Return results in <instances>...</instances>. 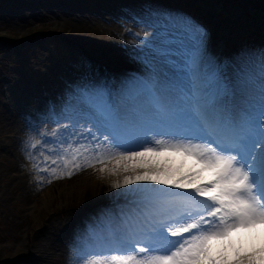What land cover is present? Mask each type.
<instances>
[{
  "label": "rangeland",
  "instance_id": "obj_1",
  "mask_svg": "<svg viewBox=\"0 0 264 264\" xmlns=\"http://www.w3.org/2000/svg\"><path fill=\"white\" fill-rule=\"evenodd\" d=\"M64 1L72 5L73 2L88 0ZM90 1L101 10V14L86 19L94 32L93 40L88 36L81 38L71 34L68 26L58 24L54 14L60 18L67 6L59 10L56 6L63 3L61 1L0 0V264H86L82 253L86 252L90 257L106 254L107 248L103 246H109V241L121 233L116 228L109 232L111 229L106 227V218H116L118 215L120 218L117 222H121L124 230L135 227L142 220L137 218L134 223L125 224V218L120 214L122 212L110 206L133 192L131 190L134 188L129 187L132 185L113 188L114 181L122 180L123 174L117 177L101 173L100 164L82 167L71 176L62 174V157L70 145H85L87 136L92 133H97L96 142L104 136L105 131L102 132L95 122L85 116L86 113L94 114L95 109L88 102L90 94L86 96L87 87L82 82L84 78H92L103 81L105 87L111 88L113 82L107 83L106 78L110 76L99 59H109L103 54L105 45L110 43L127 47L136 44L143 48L147 40L153 41L136 25L118 19L117 14L107 8L106 5L112 0H102L104 5L97 0ZM125 1L130 5L121 7V16L131 14L137 19L142 15H152L157 19L166 18L168 23L174 22L176 26L178 17L180 23L188 17L206 28L211 43L215 42L216 30L224 34L229 43L231 39L226 31L231 36L241 32L243 38L237 45L238 51L242 55L249 53L254 56L253 59L256 57L262 62L260 50L264 48V12L256 10V14L248 16V12L254 10L250 0H227L226 3L219 0H187L204 16L200 22L190 10L182 13L173 7L151 8L147 6V0L144 3L117 0L118 3ZM47 13L51 17L44 19L42 16ZM30 15H33V19L27 18ZM22 17L26 19L20 20ZM208 25L211 29L207 30ZM157 43L154 42L152 46ZM235 44L233 42L231 45ZM220 57L218 54L217 59ZM93 61H97L96 68L90 69ZM137 62L130 63V68L136 70L137 64H142L138 59ZM194 65L185 62L183 72L187 80L192 79L190 74L193 71L203 73L204 70L205 75L211 74L205 66L194 69ZM217 74L223 76L219 69ZM64 78L69 79V83ZM231 81L232 77L229 79ZM177 85L181 89L185 87L182 81L174 86ZM118 86L121 91L126 87ZM188 90L185 88L183 93ZM110 99L116 100V95L110 96ZM162 130L165 129L158 132ZM131 150L141 149L133 147ZM68 158L71 159V156ZM149 158L153 161L145 160L146 163L169 168L174 174L182 173L181 168H187L184 158L176 155ZM52 160H56L57 164H52ZM175 161L182 163L176 165ZM52 168H58V178L49 174ZM139 197L144 199L143 196ZM85 222L89 223L86 227ZM98 227L102 228L98 231ZM89 228L92 233L83 232ZM61 232L65 234L64 244L71 245L79 234L80 240L82 237L85 239L76 241V252L69 249L63 255L55 256V252L44 246L41 238L47 235L51 237V233L56 237ZM38 233L42 234L41 238ZM22 238H26L25 245H20L18 241ZM227 251L231 254L232 247Z\"/></svg>",
  "mask_w": 264,
  "mask_h": 264
},
{
  "label": "snow or ice",
  "instance_id": "obj_2",
  "mask_svg": "<svg viewBox=\"0 0 264 264\" xmlns=\"http://www.w3.org/2000/svg\"><path fill=\"white\" fill-rule=\"evenodd\" d=\"M181 32L194 41L190 47L181 41L174 49L175 38L166 29L148 53L147 77L128 84L121 102L97 104L95 122L108 135L90 147L70 145L62 157L63 175L100 164L101 173L123 174L113 188L166 186L131 190L143 193L154 204L153 211L111 239L106 254L86 264H264V244L246 250L231 242L233 232L264 225V48L260 109L254 117L247 111L241 114L237 86L217 73L178 98L161 93L165 67H178L181 56L197 66L206 60L207 32L188 17ZM157 129L165 130L152 135ZM164 154L191 160L193 166L176 178L171 169L145 162ZM204 173L211 178L200 182ZM49 174L58 178L60 173L52 168ZM222 241L229 243L218 252L217 242Z\"/></svg>",
  "mask_w": 264,
  "mask_h": 264
},
{
  "label": "bare ground",
  "instance_id": "obj_3",
  "mask_svg": "<svg viewBox=\"0 0 264 264\" xmlns=\"http://www.w3.org/2000/svg\"><path fill=\"white\" fill-rule=\"evenodd\" d=\"M55 1L58 3L59 1L63 2V3L57 4L56 6L61 11H62L63 6L67 5L65 7L67 10L66 9L63 10L62 12L63 15H61L60 18L58 17V14H54L55 15L54 18H58L56 19L58 24L63 25L65 27L68 26L69 28L67 29L71 32V34L79 35L81 36V38L83 36L85 37L88 36L90 37L91 40H93L94 32L89 27L88 22H86V19L87 18L92 19L93 18L92 15L97 16L98 14H101V10L97 8L99 6L95 5L90 0H88L87 2H83V3L73 2L72 5L71 3H66L64 0H55ZM97 1L103 4L102 0H97ZM131 1L140 2V3L146 2L145 0L143 1L142 0H131ZM147 1H149L147 2V6L148 7L150 6L151 8L156 7L157 4L162 5L163 8H166V9L170 7L180 8V6L168 3L165 0H162V2L160 1V3L158 0H147ZM135 2H132V3H135ZM196 2H198V0H196ZM83 4H87V5L83 6ZM124 4H126V6L130 5L126 3V1L118 3L117 0H112L110 3L106 5V7L111 9L113 13H116L118 19L123 20L124 22H130L131 24L136 25L138 29L140 28V30H142L145 33V36H151L153 38L152 39L153 41L149 42L147 40L148 45L146 44L147 42H145L143 44V48H141L140 46H137L136 44H130L127 47L126 46L123 47V45L114 46V45H111L110 43H107L105 45L106 50L103 51V54L107 58L115 60L116 62H119L120 64H122V66L120 67L115 61H110L109 59H104L102 57L99 58L101 60L100 63L105 66L106 70L108 71V75L110 76V78L108 77L106 78L108 84H111V82H113V84L111 85V88L109 89L108 87H105L104 82L100 80H95L92 78H84L82 82V79H80L83 85L87 87V91L90 94V97L93 99H96L99 103L101 102V100L99 99L112 101V99H110V96L112 98L113 95H116V100L113 99V101L121 102L123 100V96H121L122 91L118 85L127 86V84H130L133 81L145 79L147 77V75L150 72V68H149L150 57L148 55L149 52L147 50H150L153 47L152 45H154V42H159L158 37L166 34L165 33L166 29L168 33H171L172 36L175 38V43L173 44L174 49H179L181 47V43H180L181 41H183L184 45L189 46V47L194 43L193 40H190L187 36H184L182 34L181 32L182 23H180L181 19L179 17H178V20H179L178 25L176 26L174 22L168 23V21L165 20L166 18L157 19V17L152 16V15H142L138 17L137 19L133 18L131 14H125L124 16H121L120 14L123 12L121 10V7H123ZM95 9H97V11H99L100 13H97ZM34 12H36L37 14V11H34ZM182 13H184V11H182ZM36 14L34 15L37 17L38 15ZM86 15H90V16L87 17ZM32 16L33 15H30L27 18L33 19L31 18ZM42 17L44 19L47 17L50 18L51 15L47 13V15L44 14ZM25 19L26 17L20 18V20H25ZM206 27H207V30L210 29L209 25ZM203 29L206 31V28H203ZM111 30H113V28ZM226 33H227L226 35L229 36V38L231 39V43L228 42L224 34L218 33L217 30L215 31L216 37L214 36V41H215L214 43H211L209 38H207V48H206V53H205L206 60L200 65L205 66L206 70L207 71L209 70L211 72L210 78L213 73H218V69L220 72H223V76L226 77L228 81L230 77H232V81L230 83L237 86V89H238L237 107L240 109L241 114H244V112L247 111V112H250L254 117L258 116L259 109H260V100H261L259 77L261 75L262 62L256 59V57L255 59H253L254 56H252L249 53L242 55L238 51L237 45L240 44L243 38V34L241 32L234 34V36H231V34H229V32L227 31ZM91 36L93 37L91 38ZM233 42L236 43L235 44L236 46L231 45ZM218 54H220L221 56L220 59H217ZM139 55L140 56L142 55V57L137 58V56ZM137 59L141 61L142 64L141 63L137 64L136 70L131 69L129 66L130 63L137 62ZM96 62L97 61H93L92 63H90V69L96 68V64H97ZM177 64H178V67L176 68L165 67L164 72L166 73V75H161L160 83H159V88H160L161 93L165 96H170L172 98H178L182 96L181 87L179 85L174 86L175 84H177V82L182 81L185 87L191 88L193 84L199 83L203 78L206 79V76L203 75V73L193 71L190 74L192 79L187 80V77L185 76L183 72V69L185 68V61H184L183 56H181L178 59ZM199 66L195 64L193 68L197 69ZM64 81L69 83V79L67 78H64ZM115 81H120V82L119 84H116L114 83ZM108 91L110 92V94ZM74 96H76V93ZM261 106L264 107V101L261 102ZM85 116L88 119H90L92 122H95L94 115L91 116L90 113H86ZM90 127L93 128L92 125H90ZM93 137H95L96 139L94 140ZM97 139H98L97 133L90 134L89 136H87L85 146L90 147L94 145L92 142H96ZM146 161L152 162L153 159L148 158L146 159ZM157 186H164V185L150 184V185L137 186L136 184H133L132 186H129V187H133L134 189L138 187L158 189ZM10 187L12 188V186ZM139 196H144V194L131 192L128 196L124 198H120V201L112 202L110 204V206L115 207L117 210H120V212H122L120 214L124 216L125 224L127 223L132 224L137 219L136 216L139 217L141 214L144 215L146 213L153 211L154 204L152 202H149L148 200L140 199ZM36 215L38 216V214ZM110 216H113V215H110ZM113 218H114V221H113ZM119 218L120 217L117 215L116 218L115 216H113L112 218L108 217L105 219V222L107 223L106 227L108 229H111L109 230V232L115 230L114 228H116L118 231L120 230L121 232H123L124 228L121 227V222L120 224L117 222ZM88 224L89 223L85 222L84 227H86V225ZM83 232L92 233V229L90 228L88 230L84 229ZM238 232L240 234H244L248 236L249 234L253 233L259 238H262L264 237V225H258L256 228L250 231L247 229H240L238 230ZM51 235H52L51 237L47 235L46 236L47 238H46V237H43L42 234H39V238H41L42 236L41 242L44 244V246H48V249L55 252V256H61L64 253H66L69 249H71L72 252H76L77 248H74V247L75 246L77 247V242H80L81 240L85 239V237H82L80 240L81 234H79L75 242L72 243L71 245H68V244H64V240H63L65 238L64 233L61 232L60 235L56 234V237L53 233H51ZM26 238L25 239L22 238L18 240L20 245L22 244L25 245ZM261 244H264V241L260 242L259 247L261 246ZM104 247L108 248V245H104L103 248ZM83 257L86 260L94 258V257L88 256L87 253L84 254Z\"/></svg>",
  "mask_w": 264,
  "mask_h": 264
},
{
  "label": "trees",
  "instance_id": "obj_4",
  "mask_svg": "<svg viewBox=\"0 0 264 264\" xmlns=\"http://www.w3.org/2000/svg\"><path fill=\"white\" fill-rule=\"evenodd\" d=\"M158 1L162 2V0H158ZM165 1L171 4L178 5L182 9L185 8L187 10H192V11L197 10L196 8L191 7L187 0H165ZM219 1L221 3H226L227 0H219ZM250 3H251L250 6L253 7L254 10L252 12H248V16H250L251 14H256V10L258 11L261 10L262 12H264V0H250ZM256 17L258 16L256 15Z\"/></svg>",
  "mask_w": 264,
  "mask_h": 264
}]
</instances>
